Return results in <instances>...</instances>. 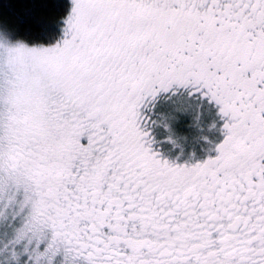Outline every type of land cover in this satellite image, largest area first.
<instances>
[{
  "label": "snow or ice",
  "instance_id": "1",
  "mask_svg": "<svg viewBox=\"0 0 264 264\" xmlns=\"http://www.w3.org/2000/svg\"><path fill=\"white\" fill-rule=\"evenodd\" d=\"M16 4L0 264H264V0Z\"/></svg>",
  "mask_w": 264,
  "mask_h": 264
},
{
  "label": "trees",
  "instance_id": "2",
  "mask_svg": "<svg viewBox=\"0 0 264 264\" xmlns=\"http://www.w3.org/2000/svg\"><path fill=\"white\" fill-rule=\"evenodd\" d=\"M36 2L39 4L43 2V0H36ZM0 3L3 4V7H0V13L10 19L13 23L17 24L22 32L31 31L33 35L41 32V28L37 26L38 22H51L57 15H59V13L51 7H37L31 9L33 16L27 17L25 16V12L29 11L31 4H29L28 8H22L19 4H16L15 7L12 6L15 3V0H0ZM21 21L24 22L21 23Z\"/></svg>",
  "mask_w": 264,
  "mask_h": 264
}]
</instances>
